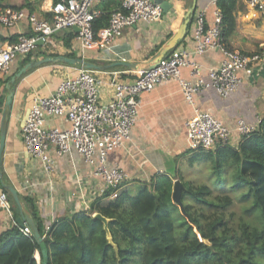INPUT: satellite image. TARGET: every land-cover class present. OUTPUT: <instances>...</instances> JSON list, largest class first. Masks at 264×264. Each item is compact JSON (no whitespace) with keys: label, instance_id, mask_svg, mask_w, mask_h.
<instances>
[{"label":"crops","instance_id":"1","mask_svg":"<svg viewBox=\"0 0 264 264\" xmlns=\"http://www.w3.org/2000/svg\"><path fill=\"white\" fill-rule=\"evenodd\" d=\"M41 1L1 0V3L3 8L22 9L39 18H46L48 15L39 8ZM166 1L170 7L164 12L162 24L139 22L133 27H125L122 34L112 41L111 49L106 52L88 50L81 55L80 52L71 49L70 44L74 37L69 41L68 39L72 33L76 34L71 29L56 32L47 42H41V45H37L26 56L15 58L8 72L0 79V113L8 93L6 85L19 69L28 62L58 56L79 58L100 66L112 62L129 63L130 66L86 69L100 82L99 103L109 102L114 92L112 82L115 80L129 83L136 77L138 71L146 68L148 62L176 32L192 2V0ZM117 2L95 0L92 9L99 14L100 12L110 14L117 9L119 3ZM216 9L212 0H197L191 18L203 14L205 26L210 27ZM234 15L235 32L228 40L230 50H238L247 55L261 53L263 62L255 66L252 77L241 75L242 83L239 88L227 97H221L215 90L209 89L194 94L192 102H188L174 79L167 80L150 91L142 92L139 95L140 107L129 138L114 148L107 158L109 167H118L126 174V179L120 187L122 192L137 194L139 187L147 183L154 174L167 175L173 180L178 176L181 162L186 159L179 156L189 150L186 122L193 116L195 110L212 114L227 127L231 131L230 144L234 147L240 139L235 129L238 119H242L249 126H255L264 119V14L252 10L244 0H236ZM192 31L193 25L190 23L184 38L175 48H185L191 52L190 59L201 66L204 74L208 69L220 64L223 54L215 48L203 54L192 53L194 49ZM31 34L32 30L26 19L10 27L0 24V42H11L20 35ZM67 41L69 44H66ZM71 55L74 57H70ZM80 68L83 67L78 64L48 60L28 69L12 87L14 93L2 152L1 178L5 184L15 188L23 214L29 216L35 224L31 208L22 201V198L29 197L32 200L44 228L59 216L80 210L87 211L85 203L99 197L103 186L102 179L93 174L95 165L87 163L83 156L74 150L56 156L54 148L51 147L49 153L55 158V166L52 174L48 176L40 161L26 152L21 138V129L33 98L54 94L59 84L66 78L75 77ZM180 76L184 79H193L190 69L185 67L180 69ZM44 125L68 128V124L60 116H47ZM2 188L0 185V190ZM5 193L8 199L10 197L12 200L8 191ZM17 213L15 222L20 215L18 207ZM12 224L13 221L7 214L0 211V233L9 229ZM34 258L40 261L38 251L34 252Z\"/></svg>","mask_w":264,"mask_h":264},{"label":"trees","instance_id":"2","mask_svg":"<svg viewBox=\"0 0 264 264\" xmlns=\"http://www.w3.org/2000/svg\"><path fill=\"white\" fill-rule=\"evenodd\" d=\"M235 3L215 2L222 16L221 43L229 50L228 40L235 32ZM108 17L100 12L92 23L93 30L105 26ZM74 36L72 33L68 41ZM179 157H187L191 166L209 162L217 189L232 178L230 192L240 193L236 197L244 204L243 213L252 217L234 222L228 210L234 197L209 184L187 182L180 171L174 180L183 186L184 214L172 202L173 178L163 174L151 176L135 195L122 192V183L107 189L92 200L87 211L57 217L45 233L32 200L23 197L43 238L47 264H264V119L235 147L217 144L209 150L189 149ZM113 192L118 194L111 199ZM10 202L15 219L17 207ZM96 212L108 219L112 244L103 223L92 217ZM21 228L16 223L0 233V264H41L39 244L32 232L24 234ZM35 251L39 252V263Z\"/></svg>","mask_w":264,"mask_h":264},{"label":"built area","instance_id":"3","mask_svg":"<svg viewBox=\"0 0 264 264\" xmlns=\"http://www.w3.org/2000/svg\"><path fill=\"white\" fill-rule=\"evenodd\" d=\"M95 0H42L40 10L49 17L39 18L22 9L3 8L0 10V24L13 26L26 19L32 34L20 35L11 42H0V79L10 69L12 61L36 48L38 41L47 42L51 36L72 27H78L71 49L83 55L88 50L106 52L112 41L122 34L125 27H133L139 22L159 23L164 20V11L153 0H117L119 7L109 14L105 26L93 30V21L98 16L94 11ZM216 0H212L215 4ZM252 9L264 14L263 0H244ZM221 12L214 11L213 24L205 26L204 15L198 14L191 20L193 25L192 53L203 54L209 49H218L223 59L215 68L203 74L201 66L190 59L185 48H174L168 56L161 58L153 67L138 71L129 83L113 81L114 92L106 104L99 103L100 82L90 71L80 68L73 78L64 79L56 92L46 97H35L21 129V138L26 152L37 158L48 176L52 174L55 158L49 153L54 148L60 156L72 150L84 160L95 165L93 174L102 179L100 196L105 190L123 183L126 174L118 167H109V153L129 138L140 107L139 95L150 91L161 83L174 79L188 102L193 95L213 89L221 97L236 91L242 83V76L252 77L256 65L263 62L261 53L243 54L238 50L226 49L221 43ZM122 58V57H121ZM124 60V58H122ZM182 67L190 69L191 79L180 76ZM63 117L68 128L46 127L45 118ZM260 123V122H259ZM247 125L242 119L236 121V132L240 138L259 128ZM188 147L191 150H209L217 144H230L231 131L212 114L195 110L186 122ZM113 192L110 198L117 196ZM92 200L85 203L87 210ZM12 206L7 194L0 190V211L16 224ZM50 225L45 226L44 233ZM30 234L27 224L21 228ZM196 235L199 237L198 233ZM39 263V261H37Z\"/></svg>","mask_w":264,"mask_h":264},{"label":"water","instance_id":"4","mask_svg":"<svg viewBox=\"0 0 264 264\" xmlns=\"http://www.w3.org/2000/svg\"><path fill=\"white\" fill-rule=\"evenodd\" d=\"M157 4L160 5L162 10L164 12H167L170 4L166 0H153ZM196 1L192 0L190 7L186 10V13L184 15V19L181 22V24L178 26L176 32L173 34V36L168 40V42L162 47V49L153 57L149 62L147 67H153L161 58L165 56V54L170 51L171 49H174L178 43L184 38L186 30L188 28V24L190 21V18L194 14V10L196 8ZM72 29L77 32L79 29L78 27L74 26ZM36 45H41V41H38ZM56 61V62H63L71 65L78 64L81 67L91 70V69H105L110 67H122V66H130L129 63L126 62H112L107 65H96L91 62L84 61L79 58H68L64 56H58L55 58H46L43 61H36V62H28L26 63L21 69H19L11 78L10 81L7 83L6 88L8 90V93L6 94L4 104L0 113V170L2 169V152L4 147V139L7 129V121L10 115L11 105H12V98H13V89L12 87L15 84V81L24 74L28 69L37 66L45 61ZM0 185L6 189L11 196L12 200L20 210L19 217L16 218V223L22 227L24 224H27L29 228L31 229L32 235L35 238L36 242L39 244L40 254L42 262L41 264H47V250L45 248L43 238L40 235V232L36 225L34 224L33 220L29 217L23 214L22 212V204L19 198V195L15 188L10 184H5L2 181L1 178V172H0ZM182 184L179 180H174L173 185V191H172V202L177 205L180 209V212L184 214V209L181 201V191H182ZM92 217L99 219L104 226V230L106 232V238L110 244H112L111 236L107 227L108 219L102 216L100 213L96 212L92 214ZM115 248L116 246L113 245Z\"/></svg>","mask_w":264,"mask_h":264},{"label":"rangeland","instance_id":"5","mask_svg":"<svg viewBox=\"0 0 264 264\" xmlns=\"http://www.w3.org/2000/svg\"><path fill=\"white\" fill-rule=\"evenodd\" d=\"M5 2L13 1V0H3ZM69 30V29H66ZM26 56V55H25ZM22 57V56H20ZM180 172L184 178L185 181L190 182L194 185H202V184H209L213 189H217L216 186H213L214 184V174H213V168L210 165L209 162L202 161L201 163H196L193 166L189 164V159L186 157L185 160H182L180 165ZM231 181L232 178L228 177V179L225 181V184H223L219 189H223L221 191L224 194H228L233 198L234 202L232 207H230L228 210L229 212L233 213L232 220L234 222H237L241 217H244L246 219H250L252 216H248L243 213V206L244 204L237 199V197H240L239 192H230L231 187ZM237 196V197H236ZM256 216L259 219V213L256 212Z\"/></svg>","mask_w":264,"mask_h":264}]
</instances>
